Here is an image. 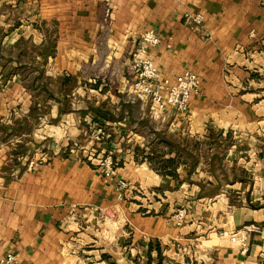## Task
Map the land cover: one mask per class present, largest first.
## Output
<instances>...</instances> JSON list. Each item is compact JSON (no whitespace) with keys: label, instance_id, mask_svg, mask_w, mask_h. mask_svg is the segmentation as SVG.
<instances>
[{"label":"crops","instance_id":"0c3cea01","mask_svg":"<svg viewBox=\"0 0 264 264\" xmlns=\"http://www.w3.org/2000/svg\"><path fill=\"white\" fill-rule=\"evenodd\" d=\"M147 31L160 38L147 54L162 77L189 70L200 79L188 110H168L162 120L174 117L172 130L196 137L218 131L229 141L223 155L213 151L201 168L198 157L190 166L181 162L176 178L121 155L117 176L130 185L120 201L95 159L66 154L64 141L14 159V142L24 134L13 140L12 133L23 129L18 118L31 110L42 67L56 83L102 64L98 88L122 104L118 115L102 105L78 109L76 118L67 114L69 139L80 135L90 110L103 129L129 115L124 107L131 102L118 87L130 85V54ZM25 42L32 51L27 61ZM26 66L31 78L23 76ZM110 69L112 85L104 79ZM63 112L54 105L48 118ZM32 134L34 143L44 139ZM30 162L37 166L28 169ZM177 207L187 211L180 226L170 219ZM107 210L127 222L112 240L100 230ZM248 225L259 231L241 241ZM157 246L166 264H264V0H0V255L15 253L16 264H156Z\"/></svg>","mask_w":264,"mask_h":264},{"label":"rangeland","instance_id":"374dc122","mask_svg":"<svg viewBox=\"0 0 264 264\" xmlns=\"http://www.w3.org/2000/svg\"><path fill=\"white\" fill-rule=\"evenodd\" d=\"M12 20L13 25L16 26L17 20ZM23 46L25 48L23 58L27 61L28 58L32 57V51L27 43L26 45L23 44ZM12 53L14 55L17 54L16 48L12 50ZM25 68L23 76L31 78V69L27 66ZM41 69L40 87L35 89L34 97L30 98L31 110L28 113L25 112L19 115L18 118L19 121L22 120L20 123L23 129L12 133V136H16L12 138L13 140L24 134L21 136V139H18L19 143L14 142L12 151L14 159L22 156H29V158L37 157L39 154L47 151L50 141L52 143V140L56 139L59 142L58 144L56 143L57 145L64 141V146L61 150L66 154H86L87 157L95 159V163L98 154H102L101 156L110 154L114 161L121 155H132V160L136 165L147 167L150 164L154 169L161 171V167L166 163L169 169H173L174 166L176 167L181 162L186 164V166H190L197 157L199 167L201 168L211 157L210 155L213 151L217 152L220 156V154L223 155L224 151L228 149L229 141L227 139L223 140L222 134L218 131H212L206 137L201 133L204 137L202 138L200 136L196 137L193 133L187 131L183 132L180 129L172 130L169 124L174 117H170L169 121L167 119L162 120V117L155 118L150 102L145 103L140 100L131 102L127 94L128 87L125 88L126 91L124 92H121L122 88L118 87L120 90L118 93L126 101L131 102L129 104L130 108L124 107L125 111H129V115L125 112L123 120L110 124L105 129L100 127V129L98 126L100 124L96 120H91L94 111L90 110L89 113H85L84 115L87 125H85V122L80 124L83 129L80 135L77 138L69 139V134L67 133L68 121L64 118L67 114H72L76 118L78 115L75 113L78 109L88 107L89 110L91 109L90 107L102 105L103 107L116 110L122 104L113 96L112 92L106 94L102 92L101 87L98 88V81L100 80V83H102L101 79L105 75V66L102 64L89 65L85 68L81 67L79 69L81 72L70 76L69 79L58 76L56 83H49L48 79L43 77L44 68L42 67ZM111 72L112 70L110 69L107 74L108 77H104V79L105 83L108 84V80L110 79V84L112 85L114 79H117V77H112ZM100 88L101 90H99ZM106 89L108 90V87ZM54 105L66 112H63L60 116L58 113V118L55 120L51 118L49 120L48 111ZM115 113L116 115L119 114L117 110ZM15 121L18 120H13V122ZM54 125L57 127V134L54 133L56 138L53 136V132H51L54 129L51 127V130H49V126ZM154 131H157L156 133L158 131L163 132V135L172 143V146L168 145L165 139H162L165 138L163 135L154 134ZM33 132L39 133L42 137L44 136V139L39 143H34L31 138ZM108 134L113 137H108ZM102 136H104L103 139L101 138ZM7 138H11L10 134L7 135ZM109 139H111V142H115V147L110 149L106 146ZM28 142L31 143L25 145ZM181 144L183 147L179 146ZM102 150H104V153ZM168 158H173L175 162H164ZM116 162L118 163L119 161L116 160ZM145 192L148 193L146 190ZM126 224L127 222L123 215L117 217L116 213L112 210H107L100 221V230L103 232L105 238L111 237L110 239L112 240L113 236L118 234L122 228H125ZM161 262L162 264L167 263V259L163 255ZM156 264H158V259Z\"/></svg>","mask_w":264,"mask_h":264},{"label":"built area","instance_id":"2783aa9c","mask_svg":"<svg viewBox=\"0 0 264 264\" xmlns=\"http://www.w3.org/2000/svg\"><path fill=\"white\" fill-rule=\"evenodd\" d=\"M186 19L195 24L200 23L199 16L184 15ZM160 44V38L154 31L142 33L138 38V44L130 54L129 64L133 79L127 89V94L133 101L150 102L154 108L155 118L162 117L168 110L183 114L189 108L192 95L200 92V79L192 71L185 70L173 80L162 77L154 63L147 54V47H155ZM37 166L36 162H30L28 169ZM95 167L102 175L104 181L115 183L116 198L118 201L125 196L129 188V182L117 176L115 162L110 154L97 158ZM75 206L70 207L73 212ZM105 214V213H104ZM187 214L186 208H177L170 216L171 221L180 226L184 223ZM259 228L254 225L244 226L240 232L241 241L248 237L249 233L257 232ZM17 257L13 252L0 255V264H16Z\"/></svg>","mask_w":264,"mask_h":264},{"label":"trees","instance_id":"16d2710c","mask_svg":"<svg viewBox=\"0 0 264 264\" xmlns=\"http://www.w3.org/2000/svg\"><path fill=\"white\" fill-rule=\"evenodd\" d=\"M166 142H168L169 144H170V146H172L171 144V142H169V141H166ZM167 161H169V163H174L175 162V160L173 159V158H168V159H166V160H164V162H167ZM115 162V161H114ZM162 168V170L161 171H159L161 174H166V175H169V176H171V177H173V178H176L177 176H176V173H175V170H174V168H175V166H174V168L173 169H169L168 168V165H167V163L164 165L163 164V166L161 167ZM157 170V169H156ZM149 249H150V247H149ZM156 252H157V259H158V264H162V262H161V260H162V255H161V251H160V249H159V247H156Z\"/></svg>","mask_w":264,"mask_h":264}]
</instances>
